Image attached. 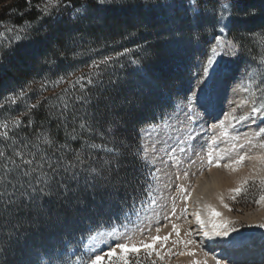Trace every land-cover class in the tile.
I'll list each match as a JSON object with an SVG mask.
<instances>
[{
	"label": "rangeland",
	"instance_id": "1",
	"mask_svg": "<svg viewBox=\"0 0 264 264\" xmlns=\"http://www.w3.org/2000/svg\"><path fill=\"white\" fill-rule=\"evenodd\" d=\"M224 2L106 0L99 4H114L122 8L128 3L133 12L147 24L155 26L149 34L159 42L158 46L151 48L152 43L144 41L116 55L128 62L119 69L121 73L127 71L132 76L129 86L142 100L151 102L147 105L144 101V105H141V110L148 107L154 118L144 128L158 127L174 115L183 117L186 123L187 112L196 94L205 89L208 80L214 81L225 72L222 68L230 66L232 61V73L226 80V83L232 82L233 96L228 110L232 126L223 123L218 132L220 146L226 151L224 159L217 164L218 172L224 177L219 178L221 196L219 205L204 207L206 216L217 225L216 230L227 229V237L232 238L236 232L256 235L264 231L259 223L247 221L248 217L259 214L261 197H264V133L260 131L264 128V58L254 63L243 53L232 34V27L235 23L240 28L244 27V19L237 22L243 17L237 12L238 6L232 0H227L232 5L230 15L226 13L222 18L219 9ZM257 5L264 11V0H259ZM65 6L59 0H44L40 10L45 16L56 11L52 19L57 21L67 16ZM37 28L38 25L15 26L0 22V70H7L12 62H17L26 52L40 49L39 43L33 40V31ZM223 40L235 45L232 60L228 54L213 51ZM98 52L97 49L89 48L84 52L75 50L73 55L93 57ZM92 68L88 70H97ZM135 75L141 79H136ZM253 108L261 111L254 114ZM161 112L163 115H160ZM141 131L137 151L141 168L128 165L120 173L123 176L126 171L134 170L136 183L126 192L122 190L115 203L104 204L98 210V201L91 198L87 204L88 211L72 222L79 228H89L90 225L96 227L103 222L108 230L111 222H115L118 233L109 243L96 245L88 251L85 248V245L90 244L88 228L87 234H82L81 229L69 231L64 227L66 231L63 233L50 232L45 239L46 245L37 251L35 259H24L23 264H40V261L43 264H79L78 257L88 261L94 258V254L102 257L103 264H125V260L128 264H217L214 257L203 249V243L195 234L196 228L192 227L191 219L188 218L192 215V207L200 205L194 194L201 189L200 184L203 185V181L208 179V176L203 175L210 168L208 154L202 150L204 145L200 146L202 149L199 151L194 131L182 129L179 120L171 126L163 125L158 137L154 131L144 135ZM87 144L99 145L98 142ZM90 149L100 155L89 164L91 167L102 169L104 162L113 157L101 145ZM241 157L244 159L241 160ZM89 165H81L73 172L80 173L82 168ZM85 175H81L78 182H72H84ZM235 189H239V192ZM221 210L227 211L233 219L226 218L218 222L222 217ZM64 222L67 223L66 220ZM56 225L61 227L62 223ZM153 237L160 239L153 240ZM118 244H125L129 248L134 245L139 251H123L117 247ZM145 244H151L152 247L145 248ZM109 251L114 254L107 255Z\"/></svg>",
	"mask_w": 264,
	"mask_h": 264
},
{
	"label": "trees",
	"instance_id": "2",
	"mask_svg": "<svg viewBox=\"0 0 264 264\" xmlns=\"http://www.w3.org/2000/svg\"><path fill=\"white\" fill-rule=\"evenodd\" d=\"M232 1L243 17L237 22L244 19V27L240 28L235 23L232 34L243 53L254 63H259L264 58V11L258 8L259 0ZM43 2L0 0V22L15 26L38 25L39 28L33 31V40L40 46V49L26 52L17 62H12L7 70H0V149L9 153V145L21 149L22 141H32L39 145L45 156V160L41 161L42 170L51 172L49 163L53 166L68 165L74 162L73 157L78 152L91 164L100 155L90 147L82 148V145L98 142L102 147L119 150L120 173L128 165L141 168L137 156L140 130L154 120L148 107L141 110V105L144 101L147 105L151 102L142 100L129 86L132 76L127 71L121 73L119 69L128 62L116 55L144 41H150L151 48L158 46L159 42L149 34L155 26L152 23L148 25L128 3L119 8L114 4L100 5L98 0H59L60 4L66 5L67 16L56 21L52 19L56 11L45 16L40 10ZM89 48L99 52L93 57L73 55L75 50L84 52ZM105 57H112L107 65H101L95 72L88 70L94 62ZM51 61L53 64H50ZM81 123H85V129H81ZM3 133H7V142ZM45 134L49 139L54 138L57 146L68 145L67 150L49 149L41 143ZM37 136L41 140H37ZM73 136L76 138L73 139ZM23 151L35 152L36 149L29 144ZM39 155L37 153L36 159ZM61 156L63 160H60ZM74 170L71 169L72 172ZM59 173L56 179L65 180L78 190L88 204L92 195L91 191L83 189L84 182L75 184L67 180L68 174L63 168L59 169ZM39 203L53 214L59 208L54 197H45ZM34 215L24 210L0 217V264H23L24 259L32 261L37 251L46 245L48 234L63 233L66 231L64 227L69 231L81 229L82 234H87L88 227L79 228L72 223L78 217L69 216L67 223L63 222L58 227L55 222L40 220L37 223Z\"/></svg>",
	"mask_w": 264,
	"mask_h": 264
},
{
	"label": "snow or ice",
	"instance_id": "3",
	"mask_svg": "<svg viewBox=\"0 0 264 264\" xmlns=\"http://www.w3.org/2000/svg\"><path fill=\"white\" fill-rule=\"evenodd\" d=\"M105 2L106 0H98V3ZM231 7L232 5L228 3L227 0L220 5L219 10L222 18L226 13L230 15ZM227 47L229 49H233L235 45L233 42L229 41L227 43ZM213 51H215V49H213ZM111 59L112 57H105L98 62H94L91 67L99 69L101 65H107L108 61ZM133 63H135V61H133ZM208 63H211V58H209ZM205 71H207V68H205ZM89 83H93V81L89 80ZM112 83H114V81H112ZM11 102L15 103V100H12ZM32 107H36V105H33ZM252 111L255 114L261 110L253 108ZM3 127H7V125H4ZM80 127L81 129H85V123H81ZM260 131L264 133V128ZM2 135L4 141L7 142V133H3ZM72 138L75 139L76 137L73 136ZM36 139L41 140V137L37 136ZM12 143L15 144V141ZM21 143L23 148H27L29 144H32V147L35 148L36 151L25 153L23 148L18 149L11 147L10 145L9 153L0 149V217L12 216L14 213L22 212L24 210H27L29 214L34 213V220L37 223L40 220L63 223L64 220L69 218V216L72 218L81 217L88 211V205L84 202V198L80 195L78 190H74L65 180L58 181L56 179V175L60 174V168H63L64 173L68 174L66 178L67 180L78 182L81 175H84L85 173L87 174L84 176V190L91 191L93 200L98 201L97 210L104 204L115 203L116 200L119 199V194L122 190L126 192L128 188L132 187L136 183L137 178L134 170L132 172L126 171L123 176L120 175L121 154L118 149L105 147V151L112 153L113 157L112 159L104 162L102 169L91 167L89 165V161L83 159L82 153L78 152L73 157L74 162H70L68 165L56 164L55 166L49 163L48 167L51 169V172H45L42 170L43 164L41 163V161L45 160V156L43 155L39 145L32 143V141H28L26 143L22 141ZM41 143L47 145L48 148L53 151H62L67 150L68 148V145L66 144L57 146L55 139H49L46 134L43 135ZM84 147L98 148L100 145H82V148ZM37 153H40L39 159H36ZM26 156H30L31 158H25ZM48 159L51 158L49 157ZM63 159L64 157L61 156L60 160ZM243 159L244 157H241V160ZM81 165L89 166L82 168L80 173L71 171V169L77 168ZM235 191L239 192V189H235ZM45 197H54L56 199L59 208L55 214H53L50 209L45 208V206L39 203V201ZM261 199H264V197H261ZM213 214L219 215V213ZM200 223H203V221H200ZM259 226L264 228V224ZM213 227L215 229V226ZM88 231L90 233L88 237L90 244L85 245V248L88 251H91L96 245L103 243L104 237H113L116 235L119 228L115 225V222H112L110 230H108L105 229L104 223L101 222L95 228L90 225ZM213 235L226 237L228 236V230H214ZM158 239L160 238L153 237V240ZM117 247L123 251H139V249L134 245L129 248V246L125 244H118ZM143 247L151 248L152 245L145 244ZM113 254L114 253L112 251L107 253L109 256ZM77 259L79 260V264H103L102 257L95 254L94 258H90L88 261H84L80 257ZM40 264H43V261H40ZM72 264H76V262H72ZM125 264H128L127 260H125Z\"/></svg>",
	"mask_w": 264,
	"mask_h": 264
},
{
	"label": "bare ground",
	"instance_id": "4",
	"mask_svg": "<svg viewBox=\"0 0 264 264\" xmlns=\"http://www.w3.org/2000/svg\"><path fill=\"white\" fill-rule=\"evenodd\" d=\"M228 42L229 41L226 40L221 41L217 45L215 52L228 54L232 60V50L233 53H235L236 50L235 48L229 49L227 47ZM222 69L225 70V72L214 81L210 80L211 82H209L208 80L205 89L200 90V92L196 94V98L193 100L194 102L187 112L185 119L186 123L183 122V117L179 118L174 115L162 125L158 127L144 128L141 132L144 135L147 132L154 131L158 137L161 134L160 131L162 130L163 125L171 126L176 120H179L182 123V129L189 128L194 131V134L196 135L195 144H197L199 151L202 149L200 146L204 145L202 150H205L208 154L210 167L209 171L203 174L208 176V179H205V182L203 181V185L202 183L200 184L201 189L194 194V197L197 198L200 205L192 207V215L188 216V218L191 219L190 224L192 227L196 228L195 234H197V239L201 240L203 243V249L214 257L217 264H264V231L256 235L236 232L232 238H228L227 236H214L213 232L216 228L214 229L213 226L217 227V225H214L212 219L206 216L204 210L205 206L211 204L219 205L218 199L221 196L219 178L224 177H221V173L218 172L217 164H219L218 162L226 156V151L220 146L221 138L218 132L223 123L232 126L229 116L230 114L228 112L229 102L233 96L232 82L226 83L227 76L232 73V61L230 66L223 67ZM226 84H229V87H226ZM229 138L231 139L232 135ZM227 170L229 169H226V171ZM260 204L261 209L258 215L250 216L248 218L246 217L249 223H259V225L264 224V199H261ZM221 211L222 217H219L220 219L218 222H221L226 218L233 219L228 215L229 213H226L227 211ZM200 221H203V223H200ZM111 239L112 237H104L103 243L98 245L101 246L109 243ZM230 250L231 252H229ZM258 260L262 261L258 263Z\"/></svg>",
	"mask_w": 264,
	"mask_h": 264
},
{
	"label": "water",
	"instance_id": "5",
	"mask_svg": "<svg viewBox=\"0 0 264 264\" xmlns=\"http://www.w3.org/2000/svg\"><path fill=\"white\" fill-rule=\"evenodd\" d=\"M141 134V133H140Z\"/></svg>",
	"mask_w": 264,
	"mask_h": 264
}]
</instances>
